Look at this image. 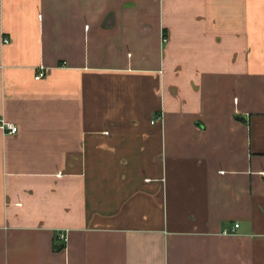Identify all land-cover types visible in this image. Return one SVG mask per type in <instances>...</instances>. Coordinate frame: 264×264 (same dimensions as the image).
<instances>
[{
	"label": "crops",
	"instance_id": "1",
	"mask_svg": "<svg viewBox=\"0 0 264 264\" xmlns=\"http://www.w3.org/2000/svg\"><path fill=\"white\" fill-rule=\"evenodd\" d=\"M0 117V264H264V0H0Z\"/></svg>",
	"mask_w": 264,
	"mask_h": 264
},
{
	"label": "built area",
	"instance_id": "2",
	"mask_svg": "<svg viewBox=\"0 0 264 264\" xmlns=\"http://www.w3.org/2000/svg\"><path fill=\"white\" fill-rule=\"evenodd\" d=\"M165 40L167 41L168 38L166 37ZM5 42H8V39L5 40ZM45 67H42L39 73L36 75L37 79H41L45 76ZM0 130L5 134H15L18 132L19 127L15 123L8 121L4 117H0ZM264 174V172H263ZM239 224H236V227H238ZM64 239L67 240V236H64Z\"/></svg>",
	"mask_w": 264,
	"mask_h": 264
}]
</instances>
